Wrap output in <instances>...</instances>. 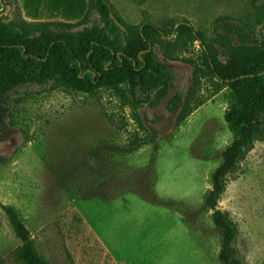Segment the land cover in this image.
I'll return each instance as SVG.
<instances>
[{"label": "trees", "instance_id": "1", "mask_svg": "<svg viewBox=\"0 0 264 264\" xmlns=\"http://www.w3.org/2000/svg\"><path fill=\"white\" fill-rule=\"evenodd\" d=\"M0 10V135L6 129L11 112V97L19 89L39 86L67 93L97 95L111 93L121 110L130 109L137 124L133 145L143 143L142 109H156L167 100V110L181 109L174 128L229 87L234 101L225 110V120L237 138L223 152L222 164L213 175V189L205 208L213 211V223L221 237V264H249L239 257L237 242L240 229L219 202L228 186L245 173L243 161L256 143L264 142V0L254 6L252 21H216L217 37L207 42L203 32L187 20L151 19L136 26L114 17L107 0H88L83 18L78 22L45 20L29 22L22 16L18 0H1ZM15 8L18 16L9 19L5 12ZM197 43L200 53L195 59ZM180 62L193 68L192 84L184 97L177 93V74L168 64ZM212 87L200 99L203 82ZM117 116L109 114L110 123ZM162 118H154L158 123ZM154 180L151 199L135 187L104 195L80 190L84 200L111 201L128 193L158 203ZM70 204V202H69ZM67 205V207L69 206ZM64 208L62 212L67 209ZM21 241V245L0 260V264H50L37 252L27 222L12 206L0 202ZM65 247V246H64ZM65 253L69 264L72 259Z\"/></svg>", "mask_w": 264, "mask_h": 264}, {"label": "rangeland", "instance_id": "2", "mask_svg": "<svg viewBox=\"0 0 264 264\" xmlns=\"http://www.w3.org/2000/svg\"><path fill=\"white\" fill-rule=\"evenodd\" d=\"M70 2L73 5L76 0ZM260 2L107 0L113 16L128 24L139 26L148 19L158 23L187 20L204 33L207 42L217 37L215 26L219 18L251 22L254 6ZM83 8L79 10L80 18L58 20L78 22L85 15L87 5ZM63 9L64 13L69 11ZM5 15L9 19L18 16L15 8L11 12L7 10ZM199 53L197 43L195 59ZM168 67L177 74L176 88L169 98L177 93L185 97L192 84L193 68L180 62L170 63ZM211 90L204 81L199 98H206ZM167 101L156 109L139 111L144 125V130L139 131L143 143L135 146L132 135L137 131V124L132 120L131 110H121L110 92L91 96L29 86L12 95L6 129L0 135V202L14 207L27 222L37 252L43 259L50 264H69L60 217L72 199L84 198L92 192L104 195L107 191L114 193L130 187L151 199L159 141L172 135L181 109L180 104L174 113H169ZM212 104L220 110L226 106L221 95ZM111 113L117 116L115 123L108 120ZM154 118L162 120L154 123ZM210 129L205 126L203 132ZM226 141L224 138L223 143ZM127 195H135L149 205L177 211L184 219L199 224L204 223L201 220L208 212L205 209L189 211L157 193L158 203L146 201L137 194ZM236 247L239 257L244 255L246 244L238 241Z\"/></svg>", "mask_w": 264, "mask_h": 264}, {"label": "crops", "instance_id": "3", "mask_svg": "<svg viewBox=\"0 0 264 264\" xmlns=\"http://www.w3.org/2000/svg\"><path fill=\"white\" fill-rule=\"evenodd\" d=\"M18 1L29 22L80 18L79 10L88 7V0H76L73 5L71 0ZM63 8L69 11L64 13ZM220 95L226 104L221 110L212 104ZM232 96L226 87L195 111L169 138L159 141L154 159L156 193L189 211L205 209L204 223L149 205L135 195L106 202L72 199L60 225L73 264H221L214 212L204 206L223 152L237 138L225 120ZM205 126L211 129L203 132ZM243 167L244 175L228 186L219 206L238 225V241L247 246L248 263L264 264V142L256 143ZM20 245L9 217L0 209V260Z\"/></svg>", "mask_w": 264, "mask_h": 264}]
</instances>
